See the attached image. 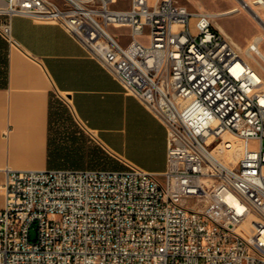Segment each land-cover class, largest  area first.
I'll return each instance as SVG.
<instances>
[{
  "label": "built area",
  "instance_id": "2783aa9c",
  "mask_svg": "<svg viewBox=\"0 0 264 264\" xmlns=\"http://www.w3.org/2000/svg\"><path fill=\"white\" fill-rule=\"evenodd\" d=\"M236 1L241 12L253 0ZM15 16L65 28L167 126L168 152L161 173L127 161L6 168L0 264H264L257 53H243L211 12L177 0H0L11 47L20 46ZM162 24L172 28L168 51L154 38Z\"/></svg>",
  "mask_w": 264,
  "mask_h": 264
},
{
  "label": "crops",
  "instance_id": "0c3cea01",
  "mask_svg": "<svg viewBox=\"0 0 264 264\" xmlns=\"http://www.w3.org/2000/svg\"><path fill=\"white\" fill-rule=\"evenodd\" d=\"M12 32L19 47L0 35V184L6 168L55 167L49 163L54 94L68 97L77 122L117 168L127 161L150 172L166 169L167 126L65 28L15 16Z\"/></svg>",
  "mask_w": 264,
  "mask_h": 264
},
{
  "label": "rangeland",
  "instance_id": "374dc122",
  "mask_svg": "<svg viewBox=\"0 0 264 264\" xmlns=\"http://www.w3.org/2000/svg\"><path fill=\"white\" fill-rule=\"evenodd\" d=\"M182 4L187 5L190 9L195 10L198 8L205 9L206 11L221 12L226 9L237 5L236 0H177ZM259 5V6H258ZM258 9L264 15V8L260 4L253 7ZM258 12V13H259ZM193 22L195 19L192 20ZM213 22L217 26L220 22L227 31L233 36L234 43L237 44L244 53L246 48L252 40L264 32V28L260 25L258 20L248 10H242L233 14H228L219 17H213ZM117 32H125L126 28L115 29ZM147 43L146 40H144ZM261 49L264 51V40L261 43ZM255 57V56H254ZM256 59V57H255ZM261 66L264 68V59L258 58ZM256 65L257 62L252 60ZM54 107L51 119V139L54 146L65 148V152L69 149L72 152L71 159H59V165L55 167H72V168H86V167H106L117 168L116 161L113 159L99 142L95 139L94 135L87 130L84 126L79 124L75 119L72 108L68 105L67 96H57L54 94ZM58 100V101H57ZM67 148V149H66ZM101 150V152H99ZM96 152L101 154L100 157H93L92 154ZM82 155V158H78ZM73 161L79 162L80 165L74 166ZM3 192V191H2ZM4 197V192H3ZM4 203V202H3ZM36 231L34 229L30 232L31 239H34Z\"/></svg>",
  "mask_w": 264,
  "mask_h": 264
},
{
  "label": "bare ground",
  "instance_id": "6f19581e",
  "mask_svg": "<svg viewBox=\"0 0 264 264\" xmlns=\"http://www.w3.org/2000/svg\"><path fill=\"white\" fill-rule=\"evenodd\" d=\"M248 2L250 4L249 11L258 20L260 25L264 28V15L260 13L258 9L253 8L257 4H260L261 8L262 7L264 8V0H253V1H248ZM252 3H254L255 5H253ZM236 12H239V9L237 5H234L231 8L226 9L225 11H221V12L213 11L211 12V15L213 17H219V16L228 15V14H233ZM111 16H118V9H111ZM217 27L230 40H232L233 42L235 41L233 39V36L227 31V29L220 22H217ZM171 37H172V28L170 24L158 25L156 30H154V38L156 39L157 46H159V50L161 51H168V46L171 43ZM263 40H264V34H259L255 36V38L246 48L245 50L246 53L250 54L251 51H254L255 53L258 54L259 57L264 59V51L260 49V42L262 43ZM138 48H147V43H145L144 41H138ZM199 120H200V113L188 112V121H199Z\"/></svg>",
  "mask_w": 264,
  "mask_h": 264
},
{
  "label": "trees",
  "instance_id": "16d2710c",
  "mask_svg": "<svg viewBox=\"0 0 264 264\" xmlns=\"http://www.w3.org/2000/svg\"><path fill=\"white\" fill-rule=\"evenodd\" d=\"M0 60H1V55H0ZM5 63H6V67H7V65H8V47H7V45H6ZM54 97L55 96L53 95V99H54ZM54 102H55L54 100L51 102V119H52V114H53ZM50 145H51V147H50V150H49V163H50L51 166L59 165V163H58L59 159H65V158L66 159H71V157H72L71 153L72 152H70L69 149L66 148L67 152H65V148H63V147L54 146V148H53L52 139H51ZM99 152H101V150H99ZM92 156L93 157H100L101 154H98V153L94 152L92 154ZM78 158H82V155H79ZM72 164L74 166L80 165L79 162H77V161H73Z\"/></svg>",
  "mask_w": 264,
  "mask_h": 264
}]
</instances>
